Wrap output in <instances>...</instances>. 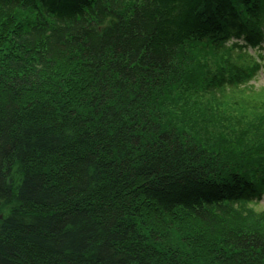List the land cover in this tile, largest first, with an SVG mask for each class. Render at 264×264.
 Masks as SVG:
<instances>
[{"label": "trees", "instance_id": "16d2710c", "mask_svg": "<svg viewBox=\"0 0 264 264\" xmlns=\"http://www.w3.org/2000/svg\"><path fill=\"white\" fill-rule=\"evenodd\" d=\"M263 45L264 0H0V264H264Z\"/></svg>", "mask_w": 264, "mask_h": 264}, {"label": "rangeland", "instance_id": "374dc122", "mask_svg": "<svg viewBox=\"0 0 264 264\" xmlns=\"http://www.w3.org/2000/svg\"><path fill=\"white\" fill-rule=\"evenodd\" d=\"M29 15V13H26L25 14V17L26 16H28ZM253 85V86H255V87H257V88H259V90H262L263 88H264V76L262 75V74H259L258 75V77L255 79V80H253L251 83H250V85ZM245 96L244 95H242L241 96V98H244ZM195 101L200 105L199 107H205V106H207L208 104H211V105H217V104H219L220 102H219V100H217V99H212V98H210L209 96H207V97H203V98H195ZM224 105H227V103L226 104H224ZM222 118V117H221ZM237 118V117H236ZM208 121H211V119H210V117L208 118ZM234 127L236 128L237 126L236 125H234ZM224 129H226V140H227V143H229V145L232 143V142H234V141H236V140H238V136H239V132L240 133H242V130H240L237 134H235V133H233V132H231L230 130L229 131H227V126H225V128ZM214 136L215 137H218V136H220V132H216L215 134H214ZM257 209L258 210H262V211H264V196H263V198H262V200L259 202V204H258V206H257Z\"/></svg>", "mask_w": 264, "mask_h": 264}]
</instances>
